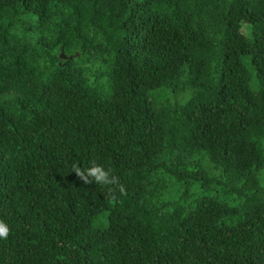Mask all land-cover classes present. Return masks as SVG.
I'll return each mask as SVG.
<instances>
[{
    "label": "trees",
    "instance_id": "16d2710c",
    "mask_svg": "<svg viewBox=\"0 0 264 264\" xmlns=\"http://www.w3.org/2000/svg\"><path fill=\"white\" fill-rule=\"evenodd\" d=\"M0 221V264H264V0H0Z\"/></svg>",
    "mask_w": 264,
    "mask_h": 264
},
{
    "label": "clouds",
    "instance_id": "9594fccd",
    "mask_svg": "<svg viewBox=\"0 0 264 264\" xmlns=\"http://www.w3.org/2000/svg\"><path fill=\"white\" fill-rule=\"evenodd\" d=\"M72 172L83 182L84 185L99 184L101 186L114 185L118 183V177L110 175L109 171H105L102 166L94 162L86 169H81L76 164L72 166ZM122 190V189H121ZM10 229L0 221V239H7Z\"/></svg>",
    "mask_w": 264,
    "mask_h": 264
},
{
    "label": "rangeland",
    "instance_id": "374dc122",
    "mask_svg": "<svg viewBox=\"0 0 264 264\" xmlns=\"http://www.w3.org/2000/svg\"><path fill=\"white\" fill-rule=\"evenodd\" d=\"M75 226H77V224Z\"/></svg>",
    "mask_w": 264,
    "mask_h": 264
}]
</instances>
